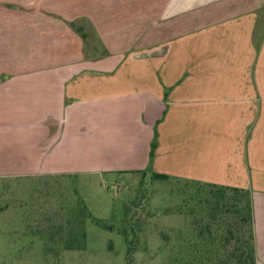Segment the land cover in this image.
<instances>
[{"label": "crops", "instance_id": "0c3cea01", "mask_svg": "<svg viewBox=\"0 0 264 264\" xmlns=\"http://www.w3.org/2000/svg\"><path fill=\"white\" fill-rule=\"evenodd\" d=\"M140 171L248 190L264 264V0H0V179Z\"/></svg>", "mask_w": 264, "mask_h": 264}, {"label": "rangeland", "instance_id": "374dc122", "mask_svg": "<svg viewBox=\"0 0 264 264\" xmlns=\"http://www.w3.org/2000/svg\"><path fill=\"white\" fill-rule=\"evenodd\" d=\"M215 191L149 171L0 179V264H235L249 227L224 205L246 198L212 210Z\"/></svg>", "mask_w": 264, "mask_h": 264}, {"label": "trees", "instance_id": "16d2710c", "mask_svg": "<svg viewBox=\"0 0 264 264\" xmlns=\"http://www.w3.org/2000/svg\"><path fill=\"white\" fill-rule=\"evenodd\" d=\"M152 178L155 180H168L170 179L167 175L162 174H156L151 173ZM206 186H209L212 189H216L215 195L217 197V201L215 203V206L212 210H219L221 211V208L223 204L221 203L222 200L225 197V194L227 192H231L232 194L238 196L239 198H246V202L243 206L240 205V202L237 200H233L232 203L227 206L226 208L229 210V212H233L237 217H240V219L243 221L245 225L249 227V238L244 241L243 244L239 245L238 247H235L233 251L230 253L231 256H233V259H236L235 264H256V258H255V249H254V239H253V220H252V206H251V199L249 191L242 188H236V187H228V186H220V185H214V184H206L201 183ZM207 231H209V228H207ZM229 237H233L234 235V226L232 225V229L230 228L228 230Z\"/></svg>", "mask_w": 264, "mask_h": 264}]
</instances>
